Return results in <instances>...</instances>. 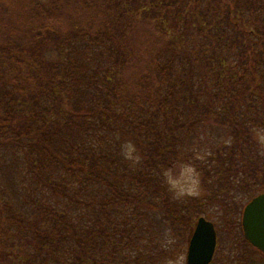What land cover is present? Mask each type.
Listing matches in <instances>:
<instances>
[{"label": "trees", "instance_id": "obj_1", "mask_svg": "<svg viewBox=\"0 0 264 264\" xmlns=\"http://www.w3.org/2000/svg\"><path fill=\"white\" fill-rule=\"evenodd\" d=\"M258 130L264 0H0L13 264H165L201 216L234 234L213 264H263L242 226L264 192ZM179 163L205 200L173 195Z\"/></svg>", "mask_w": 264, "mask_h": 264}, {"label": "rangeland", "instance_id": "obj_2", "mask_svg": "<svg viewBox=\"0 0 264 264\" xmlns=\"http://www.w3.org/2000/svg\"><path fill=\"white\" fill-rule=\"evenodd\" d=\"M254 138L260 146V155L262 158L261 160L264 163V142L260 140L257 132L254 133ZM193 174H198V185L196 186L195 191H189L188 189L192 187V180L189 179V177H191ZM261 180L264 181V174ZM173 181L177 183L174 185ZM167 182L173 195L181 200L187 197H195L200 200H205L204 198H207L210 195V191L204 184L201 172L193 164L179 163L173 166L168 172ZM262 188H260V190ZM214 211L217 210H213V213ZM207 212H210L213 215L210 209H207ZM214 216H216V214H214L213 217ZM189 235L190 234L188 233V231L184 230L183 233L177 236L175 241L173 240L172 244L174 245V247L171 251V257H169L168 261H166L165 264H187ZM231 235H234L233 232L231 233ZM231 235L225 232L221 234L222 239L220 240V242L218 241V249L220 247L226 248L227 246H230V242L228 243V239L231 238ZM12 253L13 250L11 246H6L3 238L0 237V264H13L14 256L12 255ZM211 264H213V262Z\"/></svg>", "mask_w": 264, "mask_h": 264}, {"label": "water", "instance_id": "obj_3", "mask_svg": "<svg viewBox=\"0 0 264 264\" xmlns=\"http://www.w3.org/2000/svg\"><path fill=\"white\" fill-rule=\"evenodd\" d=\"M242 225L246 239L264 252V192L253 197L243 210ZM215 223L201 216L190 239L187 264H211L217 249Z\"/></svg>", "mask_w": 264, "mask_h": 264}, {"label": "clouds", "instance_id": "obj_4", "mask_svg": "<svg viewBox=\"0 0 264 264\" xmlns=\"http://www.w3.org/2000/svg\"><path fill=\"white\" fill-rule=\"evenodd\" d=\"M257 135L260 138L262 142H264V130H258ZM189 179L192 180V187L189 188V191H195L196 186L198 185V174H193ZM177 182L173 181V184L175 185Z\"/></svg>", "mask_w": 264, "mask_h": 264}, {"label": "flooded vegetation", "instance_id": "obj_5", "mask_svg": "<svg viewBox=\"0 0 264 264\" xmlns=\"http://www.w3.org/2000/svg\"><path fill=\"white\" fill-rule=\"evenodd\" d=\"M195 227H196V225H195ZM195 227H194V230H195ZM194 230H193V232H194ZM192 235H193V233H192ZM192 235H191V237H192ZM191 237H190V239H191ZM189 243H190V240H189ZM218 249V248H217ZM216 254V253H215Z\"/></svg>", "mask_w": 264, "mask_h": 264}]
</instances>
